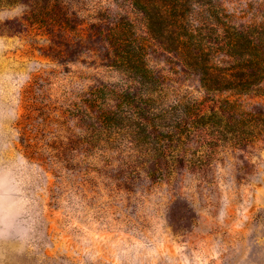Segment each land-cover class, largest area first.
<instances>
[{
    "label": "rangeland",
    "instance_id": "374dc122",
    "mask_svg": "<svg viewBox=\"0 0 264 264\" xmlns=\"http://www.w3.org/2000/svg\"><path fill=\"white\" fill-rule=\"evenodd\" d=\"M85 3L134 24L162 83L160 104L203 102L207 110L230 100L241 113L258 107L261 115L254 131L238 136L222 125L204 163L196 145L187 147L194 163H177L155 143L172 130L161 123L125 117L98 128L79 120L94 87L133 88L126 74L94 56L52 62L37 50L43 39L3 27L25 8L1 10L0 264H264V84L208 94L185 61L152 38L129 0ZM211 10L264 46V0L194 6L192 25L215 48L216 64L235 61L216 49L220 30L209 22Z\"/></svg>",
    "mask_w": 264,
    "mask_h": 264
},
{
    "label": "trees",
    "instance_id": "16d2710c",
    "mask_svg": "<svg viewBox=\"0 0 264 264\" xmlns=\"http://www.w3.org/2000/svg\"><path fill=\"white\" fill-rule=\"evenodd\" d=\"M215 1L129 0L146 19L152 38L166 52L185 61L205 92L247 93L264 84V46L253 35L225 26L211 10L214 18L209 22H214L220 30L216 49L235 61V65L216 64L211 59L215 48L202 37L200 29L194 28L190 19L194 6H212ZM17 5L25 8L23 16L6 22L3 27L11 32H27L35 43L38 37L43 39V46L37 50L45 58L68 65L81 61L84 56H94L100 66L126 74L135 84L133 88L104 83L94 87L78 108L79 120L94 123L98 128L121 122L125 117H134L145 124L161 123L172 130L164 139H154L156 145L165 157L185 165L194 163L188 157L189 145L202 150L199 163H204L209 155L206 149L218 138L216 133L219 134L222 125L224 132L238 136L244 130H252L261 115L258 107L253 108V113H241V106L230 100L207 110L203 102L160 104L161 99L156 95L162 83L148 67L146 48L134 24L127 16L108 7L98 3L89 6L85 0H0V11ZM46 84L47 80L43 79V108L50 107L46 103L49 100L44 89ZM141 86L146 92H140Z\"/></svg>",
    "mask_w": 264,
    "mask_h": 264
}]
</instances>
